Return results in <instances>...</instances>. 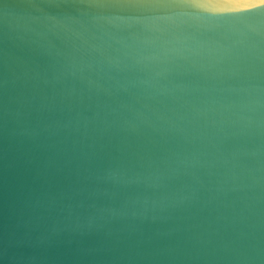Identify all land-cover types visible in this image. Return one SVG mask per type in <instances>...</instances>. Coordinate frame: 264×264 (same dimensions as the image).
Returning a JSON list of instances; mask_svg holds the SVG:
<instances>
[{"label":"water","instance_id":"1","mask_svg":"<svg viewBox=\"0 0 264 264\" xmlns=\"http://www.w3.org/2000/svg\"><path fill=\"white\" fill-rule=\"evenodd\" d=\"M0 264H264V0H0Z\"/></svg>","mask_w":264,"mask_h":264}]
</instances>
